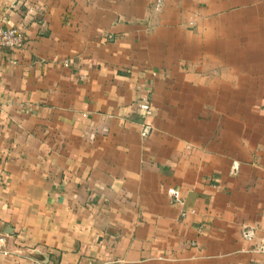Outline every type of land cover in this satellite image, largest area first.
Returning <instances> with one entry per match:
<instances>
[{
  "label": "crops",
  "instance_id": "crops-1",
  "mask_svg": "<svg viewBox=\"0 0 264 264\" xmlns=\"http://www.w3.org/2000/svg\"><path fill=\"white\" fill-rule=\"evenodd\" d=\"M0 23L26 38L0 49V264H264V0H0Z\"/></svg>",
  "mask_w": 264,
  "mask_h": 264
},
{
  "label": "built area",
  "instance_id": "built-area-1",
  "mask_svg": "<svg viewBox=\"0 0 264 264\" xmlns=\"http://www.w3.org/2000/svg\"><path fill=\"white\" fill-rule=\"evenodd\" d=\"M26 43V38L24 34L17 29L10 27H3L0 23V49H9L16 50L24 47ZM147 100V98H146ZM151 115V109L148 105H145L144 111L142 114V120H145L147 117ZM151 126L147 123L142 124V136H147L151 132ZM170 197L174 201L179 200L178 191H169ZM244 238L250 239V235L247 232L243 233Z\"/></svg>",
  "mask_w": 264,
  "mask_h": 264
}]
</instances>
